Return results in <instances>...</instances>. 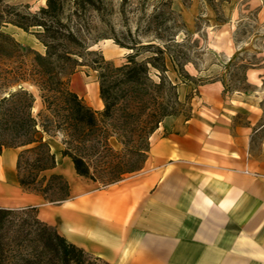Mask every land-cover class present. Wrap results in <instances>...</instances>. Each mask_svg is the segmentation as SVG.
I'll return each mask as SVG.
<instances>
[{"label":"crops","instance_id":"0c3cea01","mask_svg":"<svg viewBox=\"0 0 264 264\" xmlns=\"http://www.w3.org/2000/svg\"><path fill=\"white\" fill-rule=\"evenodd\" d=\"M224 91L221 81L199 86L191 118H165L143 168L114 184L78 176L56 147L52 172L70 186L59 204L24 191L19 149L3 150L0 207L37 208L41 222L109 264H264V161L251 152L260 128L234 124Z\"/></svg>","mask_w":264,"mask_h":264},{"label":"trees","instance_id":"16d2710c","mask_svg":"<svg viewBox=\"0 0 264 264\" xmlns=\"http://www.w3.org/2000/svg\"><path fill=\"white\" fill-rule=\"evenodd\" d=\"M7 1L0 0V55L12 59L20 54V45L2 31L9 25L25 32L37 30L35 34L46 50L45 54L31 51L30 69L7 71V77H4L8 84L20 88L0 101V155L5 149L32 146L18 155L17 178L21 188L52 204L69 198V183L62 175L52 172L58 164L56 153L44 141V135L54 137L52 133L55 132L64 136L65 147L59 153L72 161L80 177L98 181L92 172V159L86 153L89 148L98 153H101L100 149L105 151V169L114 177L110 184L140 171L148 159L151 136L165 118L182 114L180 108L185 103L180 101L179 85L193 81L185 70L186 64L182 63V52L178 50L181 43L177 39L167 43L162 37L156 38L162 42L160 44L156 40L129 46L118 43L132 54L126 63L116 66L94 50L98 41L104 39V34L95 35L91 14H100L104 21V0H47L46 6L36 12H32L28 5H9ZM172 42L174 45H170ZM145 54L147 57L140 60ZM168 63L177 73V82L167 76ZM80 67L98 74L100 98L104 104L100 116L70 88L71 77ZM25 82L36 86L40 92L43 110L37 118L32 115L36 98L22 87ZM185 118L190 119L191 115ZM11 120L16 126L13 136L17 144L3 140ZM108 125L120 133L110 131ZM113 143L123 146L122 149H115ZM26 155L35 156L34 162H28V166L37 171L28 179L22 175V161ZM55 181L62 184L59 190L64 195L51 199L49 192ZM26 208L37 213V208ZM14 212L0 207V258L7 253L8 247L1 241V234L7 217ZM36 224L40 228L27 232V236L35 235V250L49 256L50 264H86L92 256L38 217Z\"/></svg>","mask_w":264,"mask_h":264},{"label":"rangeland","instance_id":"374dc122","mask_svg":"<svg viewBox=\"0 0 264 264\" xmlns=\"http://www.w3.org/2000/svg\"><path fill=\"white\" fill-rule=\"evenodd\" d=\"M46 1L8 0L7 4L28 5L32 12H36L46 6ZM103 14L104 21L100 14H91L92 23L96 27L95 35L104 34V39L94 46L95 51L120 66L126 63L132 51L119 44H147L157 37H162L167 43L177 39L182 45L178 49L182 52V63L186 64L185 70L193 77V81L179 85V98L185 105L180 108L182 114L178 116H192V103L198 95L199 86L216 81L223 82L226 85L224 92L228 97V105L238 112L234 124L247 125L254 121V129L260 128L252 138L251 152L254 158L264 161V0H104ZM2 31L11 35L20 45V54L12 59L0 55V101L20 88L4 80L7 77L6 72L30 69L33 60L31 51L40 54H45L46 51L35 34L37 30L25 32L9 25ZM156 42L162 43L157 40ZM170 45H174L173 42ZM146 57L147 54L140 57V60ZM168 68L167 76L177 82V73L171 63H168ZM154 79L157 80L156 77ZM22 87L28 89L36 98L32 115L37 118L43 110L40 92L28 82L22 83ZM70 88L100 116L104 104L100 98L96 72L80 67L71 77ZM107 128L120 133L112 125ZM8 129L6 128L3 140L17 144L18 141H14L13 136L16 129L13 120ZM52 135L55 136L44 135V141L49 143L51 151L55 153L56 147H65L64 136L60 132ZM111 141L114 142V139ZM113 144L117 150L123 147ZM31 147L18 148L19 154ZM100 151L98 153L89 148L86 153L92 159V172L98 180L96 183L106 186L114 177L105 169V151ZM34 160V155H26L22 161V175L27 179L30 175L37 174V171L28 166V162ZM43 187L42 185L41 189ZM61 187L62 184L55 181L49 198L62 197L64 194L59 190ZM13 210L15 212L7 217L6 227L1 234V241L8 247L4 258H0V264H50L49 256L35 250V235L27 236V232L40 228L36 224L37 213L30 208ZM87 260L86 264H105L94 256H89Z\"/></svg>","mask_w":264,"mask_h":264}]
</instances>
